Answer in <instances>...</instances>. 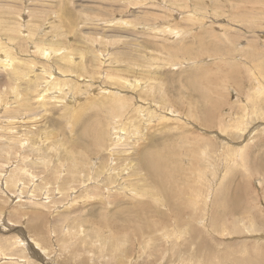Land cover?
I'll return each instance as SVG.
<instances>
[{"label": "rangeland", "instance_id": "rangeland-1", "mask_svg": "<svg viewBox=\"0 0 264 264\" xmlns=\"http://www.w3.org/2000/svg\"><path fill=\"white\" fill-rule=\"evenodd\" d=\"M3 57L0 264L264 261V0H0Z\"/></svg>", "mask_w": 264, "mask_h": 264}, {"label": "bare ground", "instance_id": "bare-ground-1", "mask_svg": "<svg viewBox=\"0 0 264 264\" xmlns=\"http://www.w3.org/2000/svg\"><path fill=\"white\" fill-rule=\"evenodd\" d=\"M53 47H54V46H53ZM34 50H35V49H34ZM41 51H42V50H41ZM53 52H54V51H53ZM53 52H51V51H49V50H44V55H46V58L49 59ZM42 54H43V51H42ZM71 54H72V53H71ZM71 54H70V56H68L69 58L64 57V63L70 64V65H74V64L77 62V61H76L77 59L74 58V56H72ZM4 56H5V55H4ZM6 56H7V55H6ZM62 56H63V55H62ZM41 57H42V56H41ZM51 57H52V56H51ZM75 57H76V56H75ZM11 59H12V57H3V61H4L3 63H4V64H2V65L0 64V65H1L0 68L3 69V67H2L3 65H6V66H7V65H11V62L13 63V61H11ZM50 59H51V58H50ZM29 63H30V62H29ZM29 63H28V66H29L30 69H32V71H33V69H35V66L33 65V63H31V64H29ZM8 67H10V66H8ZM5 68H6V67H5ZM5 68H4V69H5ZM10 68H11V67H10ZM60 71L62 72V75H64V76L67 75L66 72L63 71L62 68L60 69ZM37 72L39 73V71H37ZM42 74H43V73H42ZM44 74H45V71H44ZM60 74H61V73H60ZM60 74H59V75H60ZM64 76H63V78H64ZM48 77H49V76H48ZM67 77H69V76L67 75ZM71 77H72V76H71ZM48 79H49V78H48ZM65 79H66V78H65ZM129 84H130V83H129ZM57 85H59V83H57ZM194 90H195V88H194ZM194 90H193V91H194ZM198 95H199V94H198ZM203 98H204V96H203ZM205 98H206V100H207V97H205ZM205 98H204V100H205ZM206 100H205V101H206ZM205 101H204V102H205ZM209 101H210V100H209ZM202 103H203V101H202ZM208 104H210V103H208ZM203 105H204V104H203ZM259 106H260V105H259ZM204 113H205V112H204ZM204 120H205V119H204ZM208 121H209V120H208ZM204 122H206V120H205ZM125 131H126V130H125ZM118 132H119V134H116V135H117V136H116L117 138H115V142H118V143H119V142H122V139H123L124 136H125V132L122 131L121 129H120V131H118ZM115 133H116V132H115ZM234 140H235V139H234ZM148 155H149V154H148ZM146 159H153V156H152V155H151V156L149 155L148 157H145V160H144V161H145L146 167L149 168V165H148V162L146 161ZM140 160H141V159H140ZM261 160H262V159H261ZM153 161H154V159H153ZM263 161H264V160L260 161V163H263ZM140 162H141V164H142V168L144 169V166H145V165H143V164H144L143 160H141ZM149 163L151 164L152 161H150ZM152 164H154V162H153ZM263 164H264V163H263ZM154 166H155V164H154ZM262 166H263V165H262ZM156 167H157V166H156ZM156 167H154V168H156ZM157 168H159V167H157ZM251 168H252V167H251ZM259 168H260V167H259ZM145 169H146V168H145ZM262 169H263V168H262ZM170 170H171V169H170ZM161 173H162V172H161ZM152 174H153V173H152ZM149 175H150V174H149ZM150 176H151V175H150ZM152 176H154V175H152ZM161 176H162V175H161ZM154 177H156V176H154ZM158 177L160 178V175H159ZM152 178H153V177H152ZM161 179L164 180V178H161ZM152 183H153V182H152ZM157 183H159V182H157ZM164 183H166L165 180H164ZM160 184H161V182H160ZM171 184H173V183H171ZM164 185H165V184H164ZM164 185H163V186H164ZM173 185H174V184H173ZM157 186H158V185H157ZM159 186H160V185H159ZM175 186H176V185H175ZM148 187H149V186H148ZM154 187H155V186H154ZM160 187H161V186H160ZM164 187H166V186H164ZM167 187H169V186H167ZM172 187H174V186H172ZM163 189H164V188H163ZM213 189H214V188H213ZM156 190H157V189H156ZM158 190H159V188H158ZM161 190H162V189H161ZM167 190H169V189H167ZM173 190H174V189H173ZM163 191H164V190H163ZM165 191H166V190H165ZM180 191H181V190H180ZM166 192H167V191H166ZM169 192H170V190H169ZM169 192H168V193H169ZM172 192H174V194H175V191H172ZM176 192H178V191H176ZM160 193H161V195H162V192H160ZM166 194H167V193H166ZM176 194H177V193H176ZM233 194H234V193H233ZM237 194H238V193H237ZM157 195H158V194H157ZM160 197H161V196H160ZM170 197H171V196H170ZM161 198H162V197H161ZM237 199H238V198H237ZM170 201H171V200H170ZM175 201H176V199H175ZM219 201H220V200H219ZM230 201H232V200L230 199ZM159 202H160V201H159ZM171 202H172V201H171ZM178 203H179V202H178ZM178 203H177V204H178ZM235 203H237V202H235ZM161 204H162V203H161ZM240 205H241V204H240ZM240 205L237 204V208H238V206L240 207ZM143 206H144V205H143ZM174 206H175V205H174ZM174 206H173V207H174ZM179 206H180V205H179ZM167 209H168V208H167ZM233 209H234V208H233ZM233 209H232V210H233ZM239 209H240V208H239ZM143 211H144V210H143ZM140 212H141V211H140ZM144 212H145V211H144ZM144 212H143V214H144ZM131 213H132V212H131ZM141 213H142V212H141ZM232 213H233V212H232ZM144 215L147 216V214H144ZM158 216H159V215H158ZM143 217H144V216H143ZM137 218H138V217H137ZM140 219H141V218H140ZM120 226H121V225H120ZM150 226H151V225H150ZM3 227H4V226H3ZM255 227H256V225H255ZM4 229H5V228H4ZM140 229H142V228H140ZM143 231H144V230H143ZM140 232H141V230H140ZM141 233H142V232H141ZM120 234H121V233H120ZM71 235H72V234H71ZM21 236H22V235H21ZM37 239H38V238H37ZM263 239H264V238H263ZM263 239H262V240H263ZM263 252H264V251H263ZM263 252H262V255H263ZM56 253H57V252H56ZM166 256H167V255H166ZM48 257H49V256H48ZM262 257H263V256H262ZM177 258H178V257H177ZM250 258H251V257H250ZM263 258H264V257H263ZM209 260H210V258H209ZM246 260H247V259H246ZM248 261H249V260H248ZM207 262H208V261H207ZM242 263H243V262H242ZM247 263H248V264H255V262H253V261H251V260H250L249 262H247ZM256 264H264V261H263V260H261V261H260V260H259V261L257 260V263H256Z\"/></svg>", "mask_w": 264, "mask_h": 264}]
</instances>
